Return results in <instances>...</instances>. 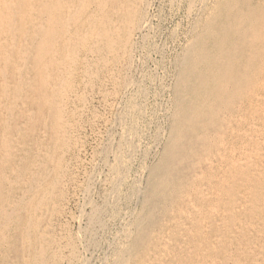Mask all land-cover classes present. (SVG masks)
Returning a JSON list of instances; mask_svg holds the SVG:
<instances>
[{
  "label": "rangeland",
  "instance_id": "374dc122",
  "mask_svg": "<svg viewBox=\"0 0 264 264\" xmlns=\"http://www.w3.org/2000/svg\"><path fill=\"white\" fill-rule=\"evenodd\" d=\"M142 1L144 3L141 2L139 6L142 9L146 8V19L148 18L149 22L151 21L147 26L148 32L145 33L144 37V35L134 32L132 26L125 25L122 30L125 27H127L125 30H131L128 33L131 34L133 43L130 42L129 46L126 44L125 49H123L121 45L127 33L124 30L120 34H115L116 37L115 35L113 37L117 40H114V42H119L120 45V48L115 52V56L109 54L110 51L105 46L110 39V35L107 34L109 30L106 29L110 28V25L120 26L117 20L118 16L114 17L113 22L111 20L112 23L109 22L108 25L111 24L107 27L106 24V26L103 25L104 13L97 10L95 4H87V6L84 4L85 0H77L73 9L74 17L70 24L71 30L74 32L76 30V33H78L73 38L76 40L73 43L75 47L70 44V49L64 48L61 51L62 54L60 52L55 58H53V54H48L51 60L48 59V56L44 57L42 77H44L43 82L45 85L37 88V92L40 91V96L44 97L38 100L36 104L33 103L34 105H31L28 99H24L22 93L15 92L16 89L11 82L14 76L12 65L1 64L4 67L0 68V177L3 175L6 179L2 184L4 190L3 194L0 192V201L7 199L5 205L12 219L8 223L7 229L0 233V235L3 234L1 243L7 249V253L2 251V248L0 250L1 255H3L1 252L6 254L5 259L1 258L0 255V261H3L0 264H18L19 259L22 257L28 258L27 252L23 253V240L25 239L22 238H26L28 242L31 241L30 245H42L48 264H100L101 262V264H112L114 262L113 257L118 254V251L129 249V238L136 231L134 221L142 209L141 193L144 192L148 180V170L158 163L167 141V129L170 125L171 116L169 107L171 106L172 109V86L177 70L176 65H178L176 63H179L185 51L192 44L197 30L199 31L200 27H203L207 22L211 13L210 9L215 3V0ZM204 6L206 7L204 8ZM108 9H112V5L107 6L106 10ZM76 12L77 16H81V18H75ZM96 31L98 32L95 33ZM80 32L81 36H84H82L83 38L80 36ZM100 35L106 37L102 38ZM87 38H90L89 41ZM95 43L96 45H94ZM116 44L118 45V43ZM137 48L138 50H135ZM60 54L63 55V62H61L62 58H59L62 57ZM69 55H71L70 58ZM97 58L100 60L98 61ZM4 69H6V72ZM54 69L56 71L52 73L51 71ZM112 69L114 72H112ZM4 73L5 76H3ZM61 77H64V81ZM128 79L132 82V88H128L127 92L123 87V82ZM263 80L264 77L260 81ZM55 82L59 86L55 85ZM41 90L45 92L43 93ZM54 90H56L55 93H53ZM61 94L62 96H60ZM30 96H34V94L30 92ZM63 96H66V98ZM6 98L7 101H5ZM34 98L37 99L36 95ZM134 99L135 101H133ZM38 105L42 107L41 113H39ZM58 109L60 113H58ZM54 115L56 117L60 116L61 119L56 118ZM124 115H131L127 118L126 122H129L126 124L132 125L137 130L133 141L135 150L131 154L132 159H129L130 155L125 152V149H122V145H128L129 141H125L123 135L125 129L122 128L125 127L122 126L121 118ZM65 120L66 123H63ZM255 122L256 129L253 133L249 131L251 134L248 132L254 137H250L247 133L249 125L241 123L240 125L243 127L241 126V128L239 125L240 129H237L239 133L237 131L238 135L232 137V145H235L234 147L237 150L251 147L252 151H250V148L247 149V152L244 149L243 153H245L241 157H245V154L247 155L250 152L254 153V151L258 154L252 155L253 153H250V159L246 162L243 161L242 167L237 170L236 174L231 176L232 179H228L223 186V190L217 192L218 197L216 200L210 202L209 199H197L195 204L199 209L198 212L188 211L184 206L185 198H182V196L191 187L199 184L196 177L199 176L200 172L205 171V166L197 160L198 156H194L176 168L177 175L181 179L179 190L171 197L169 196L165 208H158L155 211L150 229L152 231L149 232L150 236L145 235V242L141 245L140 252H137L138 255L135 254L134 259L131 262L129 261L130 263L264 264V142L262 134L255 132V130L264 128V118L262 122ZM58 126L60 127L58 128ZM75 128L79 129L76 130ZM2 129L6 130V133ZM241 132L247 135H242ZM240 142L245 147H241ZM236 145L239 146L236 147ZM122 151L126 153V157ZM198 154H202V152L200 151ZM118 156L130 161V171L126 176L124 186L122 185L119 197L116 196V198L113 196L114 186L112 183L115 181L113 173L118 165V160H116ZM50 184H52L51 187ZM135 184L137 187L140 185V188H137ZM215 184L213 183V185ZM216 189L217 186L213 188V191H216ZM138 191L139 193H137ZM260 192L261 198L258 197ZM114 208H117V210H114ZM212 208L215 209V212ZM94 213H99V217L97 221L91 222V216ZM126 220L129 222L126 223ZM176 221H178V225L175 224ZM200 227L202 228L200 229ZM23 232L24 235H22ZM109 235L110 237H108ZM83 240H85L86 245ZM109 243L113 244L110 246ZM113 249L117 251L115 252ZM109 251L115 254L109 253ZM92 252L96 253L92 254ZM74 256L75 258H73ZM81 261L84 262L80 263ZM129 262L126 264H129Z\"/></svg>",
  "mask_w": 264,
  "mask_h": 264
},
{
  "label": "bare ground",
  "instance_id": "6f19581e",
  "mask_svg": "<svg viewBox=\"0 0 264 264\" xmlns=\"http://www.w3.org/2000/svg\"><path fill=\"white\" fill-rule=\"evenodd\" d=\"M76 1L77 0H0V68L2 69V67H4L1 64L12 65L11 67L13 68V75L14 76H13L11 82H12V84H14V87L16 89L15 92L22 93L24 99H26V100L28 99L29 103H31V105L36 104L38 100H40L44 97V96L43 97L40 96L41 95L40 91L37 92L38 87L41 88V86L45 85V83L43 82L44 77H42L44 57L48 56V54L49 55L53 54L54 57L53 56L52 57L55 58V56L59 55V53L64 48L70 49L69 47L71 45L73 46V43L75 40L73 38L78 33H76V30H75V32L71 30L70 24H71L72 19L74 17V10L73 9H74V5H75ZM85 1L86 2H84V4H86V5L87 4H89V5L95 4L97 6V10H100V12L102 11L104 13V19L105 20L103 19L104 20L103 25L106 24L107 27L113 22V18L118 16L117 20H118V23L120 26L117 25L118 26L117 27L116 25H113V26L110 25V28L106 29L107 31L109 30L107 32L108 36L110 35V39L109 40L107 39L108 44L105 45V46H107L108 50L110 51L109 54H113L116 56L115 52L120 48V45H119V42H116V43H118V45L114 42V40H117V39H114L113 36L117 33L120 34L125 29H127V27H125V29L122 30L125 25H127L129 27L132 26V30L134 32L139 33L141 35H144V37H145V33L148 32L147 26H148V23H150L151 21L149 22L148 18L146 19V15H145L146 8L142 9L139 6V4L141 2L144 3L142 0H85ZM109 5H112V9L106 10V7ZM205 7L206 6H204V8ZM79 8H81V7H79ZM76 9L78 10V8H76ZM210 10H211V13L209 15L207 22L204 24L203 27H200L201 29L199 31L197 30L196 34H194L195 36L193 38L192 44L185 51V53H184L183 57L181 58V60L179 61V63H176L178 65H176L177 70H176V74H175V80H173L174 81L173 86L171 85L172 86V95H171L172 96V109L170 108L171 107L170 106L169 109L171 110V116H170V125H168L169 127L167 129V141L164 145V149H163V152L161 154V157L160 158L156 157V158H159L158 163L154 164L148 170V176H147L148 180L146 182L144 192L141 193L142 194L141 213L138 215V217L134 221V226H136V231L134 234H131L130 238L128 237L130 239V241L128 242L129 243V249L128 250L125 249V251H121V252L118 251V254H116V256L113 257L114 262L112 264H126L129 261L131 262L134 259L135 254L138 255L137 252H140L141 245H143V243L145 242V240H144L145 235L147 234L150 236V233L152 231L150 229L152 227V218L154 216L155 211L158 208H160V209L165 208L166 203H168V201H169V196L171 197V195L175 194L179 190V187L181 185V179L178 177L177 172H176V168L178 166H181L184 162L190 160L194 156H198L197 160L202 162L205 166L204 167L205 171L200 172L199 176L196 177L199 180V184L196 183L197 186L191 187L190 190L187 193H185L184 195L181 194V195H183L182 198L183 197L185 198V200H184L185 201V203H184L185 208L190 212H198L199 209H198L197 205L195 204L196 200L197 199H199V200L209 199L210 202H213L214 200H216L218 197L217 192H220L223 190V186L225 185V183H227L228 179H232L231 176L236 174L237 170L242 167L241 166V165H243L242 162L248 161L251 157L250 153H253V152H250V151H252V149H251V147H249L251 149L249 151L250 153L247 155L245 154V157H241L242 154L245 153V152L243 153V150L246 148H244L243 150H241V149L237 150L234 147L235 145L234 146L232 145V137L236 136L237 131H238L237 129H240L239 125L241 123L249 125V128L247 127L248 128L247 133L249 131L253 133L254 129H256L255 128V125H256L255 121L262 122V120L264 118V80L260 81L261 78L263 79V77H264V0H215L214 6ZM96 12H98V11H96ZM98 16H101V15H98ZM77 17L81 18V16L80 17L77 16V12H76L75 18H77ZM111 20H112V22H111ZM89 21H91V20H89ZM109 22H111V23L108 25ZM97 23H99V22H97ZM78 31H80V30H78ZM129 31H131V30H129ZM129 31L125 30V33H127V34L125 35L124 38L122 37L123 41H122L121 47L123 49H125L126 44L129 46L130 45L129 43L132 42L131 41L132 36L130 33H128ZM89 32H91V31H89ZM97 32L98 31H96L95 33H97ZM83 33H85V32H83ZM95 33H94V35H95ZM80 36H81V32H80ZM96 36H98V34H96ZM103 36L104 37H102V36L101 37L102 38L106 37L105 35H103ZM115 37H116V35H115ZM120 38H121V36H120ZM89 39L87 38L88 41H89ZM137 39H139V38H137ZM99 40H101V39H99ZM82 41H83V39H82ZM77 42H78V40H77ZM93 43H94V41H93ZM105 43H103V44H105ZM90 44H92V43H90ZM139 44H141V43H139ZM94 45H96V43ZM76 46H77V44H76ZM73 47H75V46H73ZM80 47H82V46H80ZM101 48H103V47H101ZM138 48L135 50H138ZM93 49H94V47H93ZM126 49L128 50V48H126ZM129 50H130V48H129ZM140 50H142V49L140 48ZM74 53L76 54V52H74ZM84 53H85V51H84ZM99 53H100V51H99ZM104 53H106V52H104ZM61 54H62V52H61ZM87 54H88V52H87ZM125 54H126V52H125ZM129 54L131 55V53H129ZM101 55H99V56L101 57ZM119 55H121V54H119ZM61 56L62 57H59V58H62V61L61 60L60 61L63 62V55H61ZM64 56H65V53H64ZM70 56L71 55H69V58H70ZM48 57H49L48 59L51 60V57L50 56H48ZM78 57H79V55H78ZM90 57L93 58L92 56H90ZM104 57L106 59V55ZM107 57H109V56L107 55ZM66 58H68V57H66ZM85 58H87V57H85ZM128 58H130V57H128ZM48 59H46V60H48ZM64 60H66V59H64ZM97 60H98V58H97ZM107 60H108V58H107ZM71 61H73V60H71ZM102 61H103V59H102ZM118 61H120V60H118ZM118 61H116V62H118ZM45 63H47V62H45ZM67 63H68V61H67ZM113 63H115V62H113ZM53 64H56V63H53ZM85 64H86V62H85ZM47 66H48V64H47ZM67 66H68V64H67ZM58 67H59V65H58ZM117 68H119V67H117ZM46 69L48 70V68H46ZM49 69H51V68H49ZM57 69L60 70L59 68H57ZM4 70L6 72V69H4ZM71 70L73 71V69H71ZM54 71H56V69L52 70L51 72L53 73ZM134 71L136 72L137 70H134ZM112 72H114V70ZM2 73H3V71H2ZM2 73H1V75H2ZM57 73H55V74L57 75ZM129 73H132V72H129ZM55 74H53V75H55ZM112 75H114V74H112ZM3 76H5V73ZM57 77H58V75H57ZM173 77H174V74H173ZM3 78L5 79L6 77H3ZM59 78H60V76H59ZM63 78H62V80H63ZM44 81H45V79H44ZM51 81H57V80L53 79ZM5 84H7V83H5ZM50 84L51 83L49 82V85ZM131 84H132V82L130 79L123 82V85H124L123 87L126 89V91L129 90L128 88H130L132 86ZM55 85H57L56 82H55ZM46 86L48 87V85H46ZM57 86H59V85H57ZM62 86H63V84H62ZM4 87L6 88V86H4ZM167 87H168V84H167ZM58 89L60 90V87ZM64 90H65V87H64ZM41 91H43V90H41ZM55 91L56 90H54L53 93H55ZM30 92H32V94H34V96L36 95L37 99H35L34 96H30ZM44 92L45 91H43V93ZM51 95H53V94H51ZM7 96H8V94H7ZM47 96H48V94H47ZM60 96H62V94ZM66 96L65 97L63 96V97L66 98ZM7 98L5 99V101H7ZM51 98H53V97H51ZM67 98H69V97H67ZM71 98H72V96H71ZM15 100H16V98H15ZM121 101H122V99H121ZM133 101H135V99ZM127 103H129V102H127ZM69 105H70V102H69ZM126 105H128V104H126ZM130 105H131V103H130ZM38 107H39L38 108L39 113H41L40 110H42V107L40 105H38ZM60 107H58V108H60ZM3 108H4V106H3ZM81 108H79V109H81ZM5 109H6V107H5ZM46 109H47V107H46ZM48 109H49V107H48ZM60 110H61V108H60ZM57 111H59V109ZM126 111H124V112H126ZM5 112H6V110H5ZM7 112H9V111H7ZM55 112H56V110H55ZM130 112H131V110H130ZM58 113H60V111ZM67 113H69V112H67ZM125 114H127V113H125ZM78 116H79V114H78ZM130 116L124 115L121 118L122 126L125 127V128H122V129H125V134H123L124 140L125 139H126L125 141L129 140L128 145H126V146L122 145V149H125V152L130 155L129 159H132L131 154L135 150L133 141L135 140L134 137L136 136L137 130H135V128L132 127V125L131 126H129L130 124L127 125L129 121L126 122V120ZM58 117L60 118V116H58ZM58 117H56V118H58ZM168 117H169V115H168ZM26 118H27V116H26ZM63 118H65V117H63ZM73 118H74V116H73ZM252 119H253V121H251ZM30 120H31V118H30ZM43 120H44V118H43ZM52 121H53V119H52ZM52 121H50V122L53 123ZM60 121H62V120H60ZM60 123H59V125H60ZM63 123H66V120ZM263 124H264V122H263ZM56 125H57V122H56ZM56 125H55V127H56ZM74 126H73V128H74ZM241 126L242 125H240V127ZM59 127L60 126H58V128ZM70 128H68V129H70ZM77 129H79V128H77ZM3 131L6 133V130H3ZM70 131H73V130H70ZM256 131L260 132L262 134V139L264 142V128L262 130H255V132ZM238 133H239V131H238ZM249 133H248V135L251 134V133L250 134ZM244 134L242 133V135H244ZM17 135H18V133H17ZM239 135H241V134H239ZM245 135H247V134H245ZM71 136H72V134H71ZM252 136L253 135H250V137H252ZM259 136L261 137L260 134H259ZM2 137H3V135H2ZM238 138H239V136H238ZM76 139H78V138H76ZM248 139H249V137H248ZM237 142H235V143L237 144ZM238 146L236 145V147H238ZM241 147H245V145L243 146V144H242ZM120 148H121V146H120ZM249 148H247V149H249ZM247 149H246V152H247ZM200 151L202 152V154H198V152H200ZM125 152L122 151V153H124L123 154L124 156L126 155ZM256 153L257 152L254 151V153L252 155H254ZM116 160H118V163H117L118 165L115 167V170L113 173V177L115 176V179H114L115 181H113L112 185L114 186L113 187L114 188L113 196L119 197V195L121 193L120 190L122 188V185L126 181V176H127L128 172L130 171V169H129L130 161L129 160L127 161L126 159L119 157V156H118V159H116ZM235 161H237V162H235ZM2 163H4V162H2ZM104 163H105V161H104ZM249 164H250V162H249ZM137 168H138V166H137ZM5 179H6V177H4L3 175L0 177V192L2 194H3V190H4V187L2 184L5 182L4 181ZM108 182L110 183V181H108ZM213 183H216V184L213 185ZM51 186H52V184H50V187ZM89 186H90V184H89ZM93 186H94V184H93ZM135 186H136V184H135ZM138 186L139 187H137V186L136 187L140 188V185H138ZM215 186H217V189H216V191H213V188ZM43 192L45 193L46 190ZM137 193H139V191ZM133 195H134V193H133ZM240 195H242V194H240ZM258 195H259L258 197L261 198V196H260L261 192ZM137 196L138 195L136 194V197ZM5 202H7V199H2V201H0V233H3L5 231V229H7L8 223L12 219L11 214L9 213L8 209L6 208ZM215 205L217 206V204H215ZM213 208H215V207H213ZM87 209H91V208H87ZM114 210H117V208L116 209L114 208ZM213 210L215 212V209H213ZM88 211H90V210H88ZM98 211H99V209H98ZM125 212H126V209H125ZM133 212H135V211H133ZM123 214L125 215V213H123ZM188 216H189V214H188ZM98 217H99V213L92 214L91 222L92 221L94 222V220L97 221ZM122 218H120V219L122 220ZM128 222L129 221H127L126 223H128ZM131 223H132V221H131ZM131 223H129V224L131 225ZM175 224L178 225V221H176ZM92 225H93V223H92ZM92 225L90 224V226H92ZM134 226H132V227H134ZM202 227H200V229ZM93 228H95V227H93ZM24 234L25 233L23 232L22 235H24ZM2 235L3 234L0 235L1 236L0 237V244H1L0 250L2 248V251H5V253H7L6 252L7 249H5L4 245H2V243H1L3 241ZM85 235H87V234H85ZM108 237H110V235ZM82 238H83V235H82ZM121 238H120V240H121ZM123 238L125 239V237H123ZM207 238H209V237H207ZM22 239H25V240H23V243H24L23 244V247H24L23 253L26 251L28 254V258L25 259V256L22 257L21 259H19L18 264H48L46 257H45V250H43L42 245H34V244L30 245L31 241L28 242L26 240V238H22ZM79 239H80V237H79ZM85 240H83V242L86 245ZM87 243H90V242H87ZM112 244L109 243L110 246ZM63 248H65V247H63ZM92 248L94 249L95 247H92ZM61 252H63V251L61 250ZM69 252H72V251H69ZM1 253L3 254V255L0 254L1 258L5 259L4 257L6 256V254H4V252H1ZM82 253H83V251H82ZM95 253L96 252H92V254H95ZM109 253H114V252L109 251ZM72 255H73V253H72ZM46 256L48 257L47 254H46ZM60 256H61V254H60ZM60 256H59V258H60ZM63 256L65 257V255H63ZM104 257L107 259L106 256H104ZM73 258H75V256ZM62 259H63V257H62ZM102 259L104 260V258H102ZM102 259H101V261H102ZM127 259H128V262H127ZM79 260H80V258H79ZM0 262L3 263V261H0ZM83 262L84 261H81L80 263H83ZM130 262H129V264H132Z\"/></svg>",
  "mask_w": 264,
  "mask_h": 264
}]
</instances>
